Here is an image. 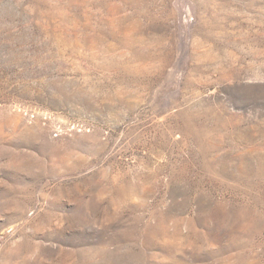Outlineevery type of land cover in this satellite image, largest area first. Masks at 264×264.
I'll return each instance as SVG.
<instances>
[{
  "label": "rangeland",
  "instance_id": "rangeland-1",
  "mask_svg": "<svg viewBox=\"0 0 264 264\" xmlns=\"http://www.w3.org/2000/svg\"><path fill=\"white\" fill-rule=\"evenodd\" d=\"M0 264H264V0H0Z\"/></svg>",
  "mask_w": 264,
  "mask_h": 264
}]
</instances>
